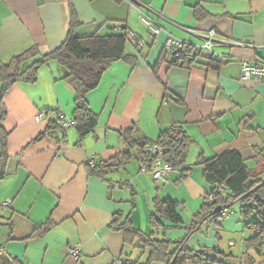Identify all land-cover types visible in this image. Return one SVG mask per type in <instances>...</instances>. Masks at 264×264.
Segmentation results:
<instances>
[{
	"label": "crops",
	"instance_id": "0c3cea01",
	"mask_svg": "<svg viewBox=\"0 0 264 264\" xmlns=\"http://www.w3.org/2000/svg\"><path fill=\"white\" fill-rule=\"evenodd\" d=\"M72 10L80 20L77 36L106 35L113 23L136 33L126 51L137 63L114 62L88 94L99 122L83 138L70 126L62 134L36 139L58 113L72 117L74 112L75 91L58 62L44 64L35 83L18 82L7 91L2 124L8 156L0 203L10 200L11 205L0 222V250L23 264H124L127 254L132 259L144 255L141 248L125 245L122 231L109 227L118 212L150 233L156 200H178L194 214L200 209L210 187L195 164L201 155L236 149L252 168L264 158V80L241 78L244 62L264 64V0H0V60L10 62L33 46L41 54L60 46ZM142 13L160 28L158 34L142 21ZM212 30L218 67L210 65L212 54L206 50L192 64L172 63L165 48L168 37L200 45ZM40 111L46 117L37 120ZM174 122L182 123L193 139L187 154L193 167L182 180L176 170L169 182L155 180L140 171L135 158L104 176L88 172V160H109L127 148L119 130L134 127L135 138L156 139ZM2 151L0 138V156ZM230 207L223 227L246 234L240 204ZM49 218L50 229L32 236ZM197 236L190 238L191 246L207 245ZM77 243L82 252L73 260L69 250ZM252 250L256 257L264 255L250 249L246 260L263 263Z\"/></svg>",
	"mask_w": 264,
	"mask_h": 264
},
{
	"label": "trees",
	"instance_id": "16d2710c",
	"mask_svg": "<svg viewBox=\"0 0 264 264\" xmlns=\"http://www.w3.org/2000/svg\"><path fill=\"white\" fill-rule=\"evenodd\" d=\"M80 20L72 10L70 29L65 41L57 48L46 54H41L39 46H33L14 57L10 62L0 60V138L3 151L0 156V180L6 175L5 161L7 154L8 132L3 127L7 116V107L4 101L7 91L18 82L35 83L38 80L40 68L50 61H56L66 69L63 78L75 91L74 112L72 117L74 127L81 137L93 132L98 125L99 115L91 109L88 94L95 90L110 66L119 60L132 64L137 63V58L126 51L130 37L127 28L112 24L111 32L106 35L87 37L77 36L75 29ZM194 45L187 43V52H192ZM203 54L197 51L192 57L186 54L176 58L172 55L175 65L186 66L197 60ZM210 65L218 67L219 57L209 58ZM59 114L49 121L46 130L36 139L46 135L64 133L67 127L59 121ZM135 128L119 130V134L127 143V148L114 155L109 160H88L87 168L90 174L104 176L108 173L119 171L132 159L151 166L158 159L172 164L173 172L179 171L177 180L185 178L193 167L188 163L187 154L192 137L188 134L182 123L174 122L162 130L156 139H137L134 137ZM63 139L65 135L63 134ZM158 145L163 151H152L150 146ZM258 165L250 167L247 160L236 149H227L211 157L201 155L195 162L202 167L205 180L210 185V190L204 195L200 209L193 215L190 222L184 223V218L179 210L180 202L172 198L156 200L151 213L150 222L152 229L145 233L136 228L130 215L125 218L118 212L109 227L124 233L126 246L148 250L147 259H132L129 254L124 264H257L254 258L246 260L250 249L257 248L264 251V158L256 159ZM152 175V174H151ZM156 180V179H155ZM134 194V193H133ZM133 201V199H132ZM240 204V215L247 221L248 230L254 234L245 238L247 249L242 256L235 255L233 251L226 252L219 246L193 247L189 244L190 237L195 232L201 231L205 222H215L223 227L227 209L234 204ZM222 206V210H217ZM7 210V209H6ZM5 210L0 206V222ZM11 236L13 223L8 221ZM49 218L32 232V236L45 233L52 226ZM185 224L186 235L183 238L171 239L167 235V228L182 227ZM0 264H23L17 257L0 250Z\"/></svg>",
	"mask_w": 264,
	"mask_h": 264
},
{
	"label": "built area",
	"instance_id": "2783aa9c",
	"mask_svg": "<svg viewBox=\"0 0 264 264\" xmlns=\"http://www.w3.org/2000/svg\"><path fill=\"white\" fill-rule=\"evenodd\" d=\"M142 21L149 27V29L154 34H158L160 32V28L152 21L150 20L144 13H142L141 16ZM129 35L132 38H137L136 33L133 31H129ZM203 42L200 45H194L192 47V52H187V43L186 41L176 38V37H168L165 42V48L166 50L173 55L174 57L178 58L183 54H186L189 57H192L194 53L197 51H201L203 53L204 50L209 51L212 56L216 53L214 50V44H215V31H210L208 34L202 36ZM138 46L142 47L144 46V42L142 40H137ZM217 57V56H216ZM251 77H254L258 80H264V64H250L248 62H244L242 65V76L241 78L243 80L249 79ZM46 117L45 111H40L36 115L37 120L44 119ZM59 121L60 123L65 127L74 126V121L66 116L64 113L60 112L59 114ZM150 149L152 151H163V148L158 145L150 146ZM141 170L143 172L148 171V165L143 164L141 167ZM174 168L172 164L163 161L162 159L156 160L155 163L151 166L150 173L152 174L153 178L156 180H161L163 182H169V175L173 172ZM11 201L6 200L0 203L1 209L6 210L10 208ZM82 252V246L80 243H77L73 245L69 250V257L73 260H78L81 256Z\"/></svg>",
	"mask_w": 264,
	"mask_h": 264
},
{
	"label": "rangeland",
	"instance_id": "374dc122",
	"mask_svg": "<svg viewBox=\"0 0 264 264\" xmlns=\"http://www.w3.org/2000/svg\"><path fill=\"white\" fill-rule=\"evenodd\" d=\"M196 167H199L202 170V167L200 165H196ZM177 174L179 175V172ZM208 190H210V187L208 188ZM183 191H184V193H186L185 189H183ZM204 195L201 198V202L199 204V207H200L202 201L204 200ZM230 209H231V207H230ZM179 210L181 211V214L184 218V223H192L190 221H191L195 211H192V209L190 207L186 206L183 203H180ZM205 223H209V224H205L202 227L201 231L197 232V234H198L197 237H199L202 244H207V246H209L211 244H215L213 246H219L221 249L225 250L226 252L233 251L235 255H238V256L244 255L243 252H245L247 249V246L245 244V238L253 235L254 234L253 230H248V232H246V234H244V233L239 232V231L236 232V231L231 230L227 224H225L226 226H224V227H220L219 225L215 224V222H205ZM224 223H229V221L226 220L225 222H223V224ZM185 227L186 226L184 224L182 227L167 228V235L171 239L183 238L186 235V228ZM172 234H174V235L172 236ZM231 240L233 241L232 244L230 243ZM138 250L140 251V253L143 252L142 249H138ZM148 253H149L148 250H146L145 252L142 253V255H144L143 256L144 260L147 259ZM251 255L256 257L255 250H252ZM247 256H249V255H247ZM256 258L258 260H261V259L264 260V255H260V256L258 255ZM258 264H260V263H258ZM261 264H264V262Z\"/></svg>",
	"mask_w": 264,
	"mask_h": 264
},
{
	"label": "water",
	"instance_id": "95a60500",
	"mask_svg": "<svg viewBox=\"0 0 264 264\" xmlns=\"http://www.w3.org/2000/svg\"><path fill=\"white\" fill-rule=\"evenodd\" d=\"M222 209H223V207L222 206H219L217 209H215V211L222 210Z\"/></svg>",
	"mask_w": 264,
	"mask_h": 264
}]
</instances>
